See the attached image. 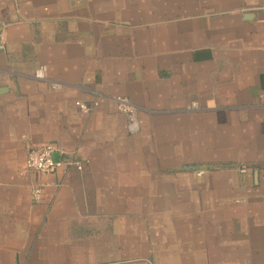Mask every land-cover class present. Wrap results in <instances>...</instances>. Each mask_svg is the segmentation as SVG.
<instances>
[{
    "label": "crops",
    "instance_id": "obj_1",
    "mask_svg": "<svg viewBox=\"0 0 264 264\" xmlns=\"http://www.w3.org/2000/svg\"><path fill=\"white\" fill-rule=\"evenodd\" d=\"M0 43V264H264V0H0Z\"/></svg>",
    "mask_w": 264,
    "mask_h": 264
},
{
    "label": "built area",
    "instance_id": "obj_2",
    "mask_svg": "<svg viewBox=\"0 0 264 264\" xmlns=\"http://www.w3.org/2000/svg\"><path fill=\"white\" fill-rule=\"evenodd\" d=\"M3 48V45L0 43V50ZM35 75L37 78L44 79L46 77V67L41 65L37 68ZM119 108L126 112L129 116V119L135 123L137 117V109L129 103L124 98H119ZM83 111H90V106L84 103H78ZM196 106V103H193V107ZM56 147L53 144H46L39 148H31L25 159V168L30 171H41L51 173L61 166H75L79 170H82L84 163L79 160L70 159V160H60L55 158ZM41 187H36L34 190V199L36 201L41 200Z\"/></svg>",
    "mask_w": 264,
    "mask_h": 264
},
{
    "label": "rangeland",
    "instance_id": "obj_3",
    "mask_svg": "<svg viewBox=\"0 0 264 264\" xmlns=\"http://www.w3.org/2000/svg\"><path fill=\"white\" fill-rule=\"evenodd\" d=\"M199 167H200V171L193 172V174H192L193 177L203 178V177H206V175H208L209 173H212L211 171H214V164H211V163H206V164L202 163L201 165H199ZM204 185L202 186V189L199 192H201V191H204V193L206 192ZM189 191H191V190H187V192H189ZM171 193H172V197L178 198L179 196H182L183 191L179 190L176 187V188H173L171 190Z\"/></svg>",
    "mask_w": 264,
    "mask_h": 264
},
{
    "label": "water",
    "instance_id": "obj_4",
    "mask_svg": "<svg viewBox=\"0 0 264 264\" xmlns=\"http://www.w3.org/2000/svg\"><path fill=\"white\" fill-rule=\"evenodd\" d=\"M54 156H55L56 159H58V154L57 153H55ZM185 168H187V169H200V167L199 166H196V165H194V166H187Z\"/></svg>",
    "mask_w": 264,
    "mask_h": 264
}]
</instances>
